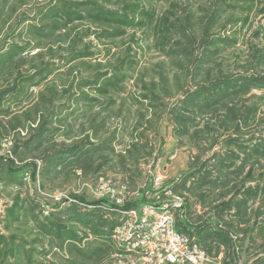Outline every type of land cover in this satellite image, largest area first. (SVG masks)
<instances>
[{
  "label": "trees",
  "instance_id": "1",
  "mask_svg": "<svg viewBox=\"0 0 264 264\" xmlns=\"http://www.w3.org/2000/svg\"><path fill=\"white\" fill-rule=\"evenodd\" d=\"M145 1L160 0H0V264H105L122 210L170 199L169 191L184 197L177 230L209 264H264V47L251 45L235 70L222 59L238 44L229 32L248 22L234 11L257 0L182 11L174 3L160 15ZM131 29L145 42L153 34L176 68L137 78L145 107L115 127L108 111L135 61L95 62L91 38L115 43ZM163 123L190 157L156 190L144 165L157 157L153 135ZM101 176L137 194L124 205L74 191L48 198Z\"/></svg>",
  "mask_w": 264,
  "mask_h": 264
},
{
  "label": "rangeland",
  "instance_id": "2",
  "mask_svg": "<svg viewBox=\"0 0 264 264\" xmlns=\"http://www.w3.org/2000/svg\"><path fill=\"white\" fill-rule=\"evenodd\" d=\"M230 1L239 4L243 3L240 0ZM208 2L209 0H160L152 3L145 1L146 5L154 7L159 15L168 9H172L174 3L178 5L179 11H182V9H196L200 5ZM262 7H264V0H257L252 10H247L243 3L233 13L235 17L243 18L246 15L249 17L245 26H236L233 31L229 32L231 36L236 33L238 44L228 48L223 53L222 59L226 66L233 70L246 64L252 52L251 45L259 48L264 47V36L262 35L264 29V14L261 12ZM232 12L231 10L230 13ZM81 27L83 29V26ZM145 36L143 30L131 29L128 30L126 35L118 38L115 43L97 41L91 38L94 43L93 50L97 53V60H94L95 62L102 61L109 67H112V65L124 59L125 56L135 61L134 67L129 71L130 76L126 81L125 91L120 97H117V104L111 106L108 111L111 114L110 124L112 126L124 127L125 125H131L137 115V111L144 109V104L137 102L138 88L135 86L137 78L142 76L146 80L152 78L157 79L161 71L170 75L176 68L170 58L159 50L155 43L154 35H149L148 42L143 41ZM130 46L131 49L129 50L128 48ZM101 109L103 108L101 107ZM106 113L107 111L104 110L102 114ZM153 136L155 137L157 157L154 161L151 159L149 163L145 164L144 168L150 175L161 178L160 181L166 184L167 181L179 177L187 170L190 157L189 148L186 146L179 147L172 136L171 129L164 123L160 128V134ZM120 137L121 144L117 145L118 149L123 148L124 144L128 141L129 136L127 131L121 133ZM108 175L119 177L113 173H109ZM96 182V180L74 181L63 190L50 193L48 198L51 200H59L68 194L69 191L92 195ZM6 201V199L0 200V213L4 211ZM197 208L201 211L199 205Z\"/></svg>",
  "mask_w": 264,
  "mask_h": 264
},
{
  "label": "built area",
  "instance_id": "3",
  "mask_svg": "<svg viewBox=\"0 0 264 264\" xmlns=\"http://www.w3.org/2000/svg\"><path fill=\"white\" fill-rule=\"evenodd\" d=\"M153 177V187L162 186ZM137 194L113 177L101 176L93 189L97 199L107 196L124 205ZM154 195L159 198L158 192ZM170 199L152 205L141 204L122 210L124 219L113 234L116 248L105 264H209L214 260L195 240L177 230L176 210L184 205V197L168 192ZM218 264H221L220 262Z\"/></svg>",
  "mask_w": 264,
  "mask_h": 264
}]
</instances>
